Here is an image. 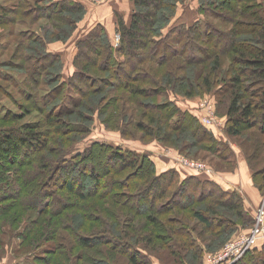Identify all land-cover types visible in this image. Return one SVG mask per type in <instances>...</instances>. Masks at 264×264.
Returning a JSON list of instances; mask_svg holds the SVG:
<instances>
[{
    "label": "trees",
    "instance_id": "obj_1",
    "mask_svg": "<svg viewBox=\"0 0 264 264\" xmlns=\"http://www.w3.org/2000/svg\"><path fill=\"white\" fill-rule=\"evenodd\" d=\"M132 1L134 13L130 23L117 14L120 37L116 46L103 24L96 25L77 41L78 52L73 63L76 70L66 81L62 78V57L48 51V46L50 42L72 38L85 6L74 0H15L8 5L0 2V26L13 25L10 34L14 43L9 59L0 61V91L18 110L15 112L0 99V257L11 250L17 260L15 264H97L94 239L79 235L74 221L80 229L88 223L102 228L96 230L105 232L102 235L106 234L107 238L99 242L96 254L107 259L113 253L108 248L111 245L120 255L130 256L129 264L145 262L146 255L136 245L142 242L150 245L157 239L170 243L176 236L185 243L173 244L184 248L187 256L196 257L197 251L191 253L192 246L201 245L186 224L189 217L182 215L181 210L213 199L208 206L191 213L205 228L213 227V219L216 225H221L224 222L221 215L226 217L228 226H235L239 219L252 220L246 213L242 196L221 188L213 178L180 179L176 169L159 174L148 154L120 144L97 141L83 154L71 158L52 145L56 141L50 137L52 134L62 136L61 142L78 130L70 124L74 120L67 118L74 117L75 122L83 124L91 122L96 112L107 125H116L124 136L127 132L143 130L147 136L158 135L156 138L160 141L171 143L175 141L173 134L179 131L183 135L182 146L185 143L183 148L208 149L217 157L228 155L230 146L205 129L198 117L181 109L172 96L210 93L219 86L222 56L231 53L225 72L231 81L222 87L229 91L220 101L227 108L228 131L240 137L242 130L256 128L264 148L261 140L264 138V2L198 0L199 18L191 24L184 22L166 34L165 28L184 0ZM20 17H32V25L39 19H45L48 24L40 27V32L29 29L15 36L14 28L25 22ZM7 51L5 45L4 55ZM5 68L13 69L24 78L19 80L14 73L4 71ZM246 80L252 85H247ZM46 85L48 89L42 93ZM68 91L78 96V100L71 111L64 112L61 107L69 97ZM128 102L137 103L139 109L131 110ZM32 115L36 116L34 121H25ZM174 146L182 150L177 143ZM14 158H17L14 165H8ZM92 161H106L108 167L99 169ZM87 166L93 181L89 194L83 192L84 182L76 185L73 180L77 172H86ZM59 170L68 178L65 184L57 176ZM138 180L143 185L136 189ZM52 182L57 183L53 190L48 189ZM101 189L106 192L96 195L97 198H111L115 203L104 210L110 209L111 214L107 216L100 211L89 215L91 205L86 201ZM121 189L132 190L124 193L118 191ZM72 191L80 192L75 193L76 200L83 202L85 216L80 207L78 212L64 209L67 204L62 197ZM128 196L124 200L130 206L127 213L115 211L120 207L116 198L122 205L124 201L120 198ZM74 204L79 206L77 202ZM44 214L50 218H40L35 228L32 225L36 222L35 215ZM21 224H26L24 231ZM145 227L158 235H142L140 232ZM226 227L212 231L221 233ZM111 234L124 240L117 244L108 236ZM16 239L24 243L14 245ZM75 246L81 249L84 246L93 252L76 255ZM240 263L264 264V245L249 251Z\"/></svg>",
    "mask_w": 264,
    "mask_h": 264
},
{
    "label": "rangeland",
    "instance_id": "obj_2",
    "mask_svg": "<svg viewBox=\"0 0 264 264\" xmlns=\"http://www.w3.org/2000/svg\"><path fill=\"white\" fill-rule=\"evenodd\" d=\"M15 0H10L9 2H4V0H0V2L5 3L8 5L9 3H13ZM77 2L82 3L85 6V11L83 13L82 18L78 19L76 21V27L73 29V36L69 39V41H54L50 42L48 46V51H53L59 54L62 57L64 68L62 71V78L63 80H68L69 77L74 73L76 70L73 63H74V53L77 51V42H75V39L77 36H79V33L84 36L87 35L96 25L103 24L109 34V37L112 41V43L116 46L119 42V33L117 32V14H123V16L128 20L127 23H130L132 20V15L134 13V3L132 0H74ZM198 7H199V1L198 0H184L182 3H179L177 12L175 13V16L173 17L171 23L169 26H167L164 30V32L167 34L170 30L175 28L176 26L180 24H184L185 19H195L197 20L199 18L198 15ZM31 16V15H30ZM201 17V16H200ZM20 19H23L24 24L18 25L14 28V34L15 36L19 35V33L25 31V30H38L41 31L40 27H46L48 22L45 19H39L33 21L36 24L32 25V17H20ZM212 20V19H211ZM214 23H216L218 26H220V23L216 20H212ZM32 25V26H31ZM13 25H5L0 26V61H5L9 59L10 53L14 50L13 47V37L11 36V30H13ZM37 26L39 28L37 29ZM222 27V26H221ZM229 27V26H227ZM246 36V35H245ZM249 37V36H248ZM251 41H248L250 43ZM8 46V51L4 55V46ZM230 55L231 53H227L226 56H222V63H221V72L219 77V82L215 86L213 90L210 93H203L200 95H195L194 97H184L180 96L181 98H176L175 96H172V99L175 100L178 104V106L185 110L189 111L192 115L199 118V123H201L205 129L208 131H211L215 134L216 138L226 143L227 146H230L231 150L228 152V155H223L220 157H217L210 152H208V149H190V148H183L185 143L182 146V138L183 135L181 132L176 131L173 134L174 140L171 143H164L160 141V139L156 138L157 136H147L144 134L145 132L143 130H137L136 132H127L124 136L122 131H120L116 125L113 124H106L104 120H102L101 116L99 117L98 113L92 114V120L91 122L88 121L86 123L80 124L75 122L76 119L74 117L67 118V120H74V123L72 124V127H77L78 130L72 131L69 133V135L65 138V140H62L61 142L59 139L62 138L58 133L52 134L50 137L56 138V141L54 144H52L55 148L58 150L64 151L65 155H67L68 158H71L76 155L83 154V151H85L89 146L97 141L114 144L116 146H119L118 144H121V146H125L128 148H131L133 150H136L138 153H145V151H148L145 154H148L150 157L151 155H154L156 158L163 160V158H159L156 155H161L166 158L164 161L166 165H161L160 161L157 163V170L159 174L164 173L171 169H176L181 177L180 179H186L189 176H198L201 178H214L216 182H218L221 186V188H224V183L231 184V181L234 182L232 186H230L229 191H236L239 193L244 202V208L247 214L250 215L252 218L251 221L248 220H242L239 219L236 223V227L234 225L228 226V221L224 215H221L220 219H223L224 222H221V225H216V222L214 219L212 220V228H205L203 224L197 223L193 218L192 214L196 210H199L202 207L208 206L209 203H212L214 200L209 199L205 200L203 202L197 203L193 207H188L186 209L181 210V214L184 216L189 217L188 228H190L194 234L193 236L195 238L198 237L199 245L196 246L193 245L194 248L193 251L191 249V253L196 252L198 254L196 257L194 256H187L185 254L186 250L184 248H178L176 244H173V242H183L185 243V240L183 238H180L176 236L173 238L174 240L169 243V241H163L161 239L155 240L154 243H151L150 245H147L146 243L142 242L135 247L142 250V252L146 255L145 256V262L140 261L138 264H227L229 262V257H226V255H230V252L240 254L241 256L235 260V263H240L241 260H243L245 257H247V254L249 251H253L256 247L257 249H260L264 245V148L261 146V141L259 139V132L258 129H245L241 131L240 137H234L230 135L228 129V117L226 115V105L224 103H220L225 95H228L229 88H227L226 91H224L223 86L228 84L231 80L227 75L225 74L226 71H228V66L230 62ZM4 71L9 70L11 73H14V75L20 80L23 76H20L18 72H14L13 69L5 68ZM215 76V74H214ZM24 78V77H23ZM252 79V78H251ZM22 80V79H21ZM249 80H246V84L251 86ZM227 86V85H226ZM42 93L46 92L48 89V86L43 87L41 90H44ZM256 88H251V90L255 91ZM10 90L12 91V88L10 87ZM16 92V91H15ZM253 92V91H252ZM69 97L67 98V101L65 102L64 106L61 107V111L67 112L71 111L77 100L78 96L71 93V91H68ZM73 95V96H72ZM17 96V99H19V96ZM0 99L6 102V104L13 109L15 112L18 111L16 108V105H14L6 96L3 95V92L0 91ZM128 104L131 106V110L137 111L139 109V106L135 102H128ZM60 111V110H59ZM110 110H108L107 115ZM105 115L104 117H107ZM204 116H207V118L210 120V123L207 124ZM39 117H41L39 115ZM36 119L35 115L30 116L25 121H34ZM42 119V118H41ZM78 121H80L78 119ZM22 121L18 122L21 123ZM258 133V134H257ZM145 135V136H144ZM264 137V134H263ZM54 139V138H53ZM71 140V141H69ZM262 142H264V138H261ZM52 142V141H51ZM180 147H182V150L178 147L174 146L176 144ZM173 144V145H172ZM207 148V146H206ZM141 149H143L141 151ZM145 150V151H144ZM20 158V156L18 157ZM105 158V157H104ZM17 158L11 159L10 163L8 165L11 166L14 165ZM197 163L201 164L205 167V170L210 171L207 172L205 170H196L192 168V166L189 165V163ZM93 165L96 167L98 166L99 169H103L108 167L106 161L102 162H94L92 161ZM243 164H245L246 168L243 169ZM89 166V165H88ZM86 167V172H77L73 176V180L75 181L76 185H80L82 182H84L85 190L83 192H87L86 194H89L90 191L93 190V181L91 178H89V167ZM62 170L56 171L57 176L59 175V178L64 179L62 182L65 184L67 177L63 176ZM79 174V175H78ZM118 176V175H117ZM114 176V177H117ZM124 177V176H123ZM56 179V176H55ZM71 179V178H70ZM57 182V179H56ZM65 182V183H64ZM53 185L48 187V189L53 190V186H56L54 182H52ZM136 189H138L141 185H143L142 180L137 181L136 183ZM140 185V186H139ZM138 186V187H137ZM175 186H177L175 184ZM80 190V188H79ZM132 189H121L118 191H123L124 193H130ZM136 190L134 189L133 192ZM97 194L93 195V197L88 198L86 201L89 205V215L93 214H99L98 212H102L104 215L109 216L110 209H106V212L104 211L107 205L114 206V202H112L111 198H97L96 195H102L104 192H106L104 189L97 190ZM80 192L78 191H72L71 193H66L62 197V199H65V204H67V207L64 209L69 210L70 212H78L79 207L81 209V212L83 216H85V212L83 210V202L80 204L78 202L77 195ZM57 197L60 198V195H57ZM129 196L124 199V197H121V200H128ZM119 199L116 198V201L119 203V209H115V211L120 212L121 214L127 213L126 210H129V203L128 206H126L125 201L120 204L118 201ZM247 201L253 202L254 205H256V210L254 208L249 209V203ZM75 202L79 203V206L77 204H74ZM114 203V204H113ZM104 211V212H103ZM176 212V211H175ZM87 213V212H86ZM88 215V214H87ZM126 217V216H125ZM249 217V219H250ZM44 219L47 220L50 218L49 214H44L42 216H36L33 219L32 225L37 228V224L39 223V220ZM108 218V217H107ZM109 219V218H108ZM219 219V218H218ZM219 219V220H220ZM142 220V219H139ZM236 221V220H235ZM85 222V221H84ZM37 223V224H36ZM131 224L135 225V222H131ZM230 224V223H229ZM22 225V231H24V227H26V224ZM73 225H75L76 229L79 231V235H82L84 237L92 238L95 241V253L94 258L97 264H129L130 256L128 255H120L117 251V249L113 248L111 245L108 246L112 250L113 253H111V257L107 259V257L103 255L96 254L98 253L99 247L101 243H99L102 239L107 238V235H102L105 232H100L96 229H102L99 227V225L94 226L91 223H88L84 226L83 229H80V225L77 224L75 221L73 222ZM224 225H227V227L224 229L223 232H213V229H216L221 231ZM43 226V224L41 225ZM7 227H5V230ZM41 228V227H40ZM89 228H92L93 230H89ZM140 229V227H139ZM103 231V230H102ZM109 231V230H108ZM258 233L259 236L256 238L255 243L252 247L249 248L245 253H242V251L245 249V241H248L250 239V236L252 233ZM101 233V234H100ZM109 233H111L109 231ZM142 235H150V233H153V236H157V232L153 230L152 228L145 227L140 232ZM216 233V234H215ZM263 233V234H260ZM26 236V235H25ZM104 236V237H103ZM110 237H113L111 240L114 239L113 242L118 244V241H123L124 238L122 236H113L108 235ZM174 236V235H173ZM116 237V238H115ZM143 237V236H142ZM75 241V238H72ZM29 240V238H27ZM106 240V239H104ZM140 241H144L142 239H138ZM59 241V240H58ZM73 241V243H74ZM24 243L23 241L16 239L14 241V245H19L20 243ZM60 242V241H59ZM111 242L112 244H114ZM176 246V247H175ZM249 246V245H248ZM247 246V247H248ZM22 249V248H21ZM22 253H28L26 250H21ZM89 252H93L91 249H87L83 246V249L78 248L75 246L74 254L78 255L80 253H83V256L86 255ZM25 253V254H26ZM36 253V252H35ZM194 254V253H193ZM185 256V257H184ZM226 257V258H224ZM13 252L11 253V250H6V253L4 252L3 256L0 257V264H15L17 260L14 259ZM188 258V259H187ZM195 258V259H193ZM224 259L222 262H219V259ZM95 263V262H94ZM234 264V263H233Z\"/></svg>",
    "mask_w": 264,
    "mask_h": 264
},
{
    "label": "built area",
    "instance_id": "obj_3",
    "mask_svg": "<svg viewBox=\"0 0 264 264\" xmlns=\"http://www.w3.org/2000/svg\"><path fill=\"white\" fill-rule=\"evenodd\" d=\"M204 119L206 121L207 124H212L210 123V120L207 118V116H204ZM190 166H192V168L196 169V170H205V167L202 166L201 164H197V163H192L190 162L189 163ZM207 171V170H205ZM207 172H210V171H207ZM253 234V233H252ZM251 234V235H252ZM259 234V232L257 233V235ZM260 234H263V233H260ZM259 236V235H258ZM257 237H254V236H250V239H248V241H245V249L242 251V253H245L247 250H249L250 247H252L255 243V240H256ZM249 245V246H248ZM248 246V247H247ZM241 255L238 253H233V252H230V255H226V257H229L230 259L233 257L234 260L231 261L229 264H233L235 263L234 261L237 260ZM224 257V258H226ZM224 259H219L218 261L219 262H222ZM228 264V263H227Z\"/></svg>",
    "mask_w": 264,
    "mask_h": 264
},
{
    "label": "crops",
    "instance_id": "obj_4",
    "mask_svg": "<svg viewBox=\"0 0 264 264\" xmlns=\"http://www.w3.org/2000/svg\"><path fill=\"white\" fill-rule=\"evenodd\" d=\"M262 2H264V0H261ZM123 15V14H122ZM124 19L126 20V22H128V20L124 17ZM184 22H186V23H188V24H191V23H193V22H195V19L193 18V19H185V21ZM80 33H82V32H80ZM79 33V36H77L76 37V39H75V42H77L79 39H81V38H83V35L82 34H80ZM78 51V50H77ZM54 53H56V52H54ZM76 54H77V52L76 53H74V55L73 56H76ZM119 145V144H118ZM121 145V144H120ZM134 149V148H133ZM143 149H141V151H142ZM145 151V150H144ZM147 152H149V150L148 151H145V153H147ZM156 156H158L159 158H163L164 159V161L166 160V158L165 157H163V156H161V155H156ZM151 158H152V160L155 162V164H156V166H157V163L156 162H158V161H160V163H161V165H166V163L163 161V160H157V159H154V158H156L154 155H151ZM245 168H246V166H245V164H243V169L245 170ZM214 179V178H213ZM234 184V182L233 181H231V184H227V183H224V188H225V190H230V186H232ZM247 203H249V209H251V208H254L255 210H256V205H254L253 204V202H249V201H247Z\"/></svg>",
    "mask_w": 264,
    "mask_h": 264
},
{
    "label": "bare ground",
    "instance_id": "obj_5",
    "mask_svg": "<svg viewBox=\"0 0 264 264\" xmlns=\"http://www.w3.org/2000/svg\"><path fill=\"white\" fill-rule=\"evenodd\" d=\"M251 236H254V237H258V235H257V233L256 232H254ZM234 260V258L232 257L231 259H229V262H228V264L231 262V261H233Z\"/></svg>",
    "mask_w": 264,
    "mask_h": 264
}]
</instances>
